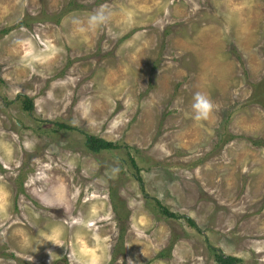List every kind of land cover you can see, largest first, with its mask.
I'll return each instance as SVG.
<instances>
[{
	"label": "rangeland",
	"instance_id": "1",
	"mask_svg": "<svg viewBox=\"0 0 264 264\" xmlns=\"http://www.w3.org/2000/svg\"><path fill=\"white\" fill-rule=\"evenodd\" d=\"M196 2L0 0V264H264V0Z\"/></svg>",
	"mask_w": 264,
	"mask_h": 264
},
{
	"label": "clouds",
	"instance_id": "2",
	"mask_svg": "<svg viewBox=\"0 0 264 264\" xmlns=\"http://www.w3.org/2000/svg\"><path fill=\"white\" fill-rule=\"evenodd\" d=\"M199 4L196 2V0H192V11L195 12L198 10ZM111 17V11L107 8L106 4H101L97 9H95L93 12H91L87 17L86 27L87 29H95L97 27H100L110 20ZM72 22L74 24H80L81 21L78 17H73ZM219 107L218 103L213 102L208 95L197 91L193 94V100L191 104L192 108V118L194 120H202L207 119L209 114ZM118 169H114V171H117ZM69 221L71 223H77L78 218L77 217H69ZM137 235L143 236V231H138ZM46 240H51L56 244H59L60 241L57 239L55 235L46 236ZM95 258H93L94 260ZM70 264H71V258H70Z\"/></svg>",
	"mask_w": 264,
	"mask_h": 264
},
{
	"label": "trees",
	"instance_id": "3",
	"mask_svg": "<svg viewBox=\"0 0 264 264\" xmlns=\"http://www.w3.org/2000/svg\"><path fill=\"white\" fill-rule=\"evenodd\" d=\"M23 102H24L23 107L26 110H31V108H32V102L30 101V99L25 98ZM85 146L90 151L97 152V151H100L102 149L113 148L116 145L114 143H112L110 141H107V140H104V139H102L100 137H96V136H93V135H87L85 137ZM133 165H134V163H133ZM119 202H122V201H119ZM163 210L166 212V209L165 208H163ZM169 214L170 215H173L172 213H169ZM214 257H215V260H216V262L218 264H239L238 263L239 259L237 257H235L233 255L223 254L217 248L215 249Z\"/></svg>",
	"mask_w": 264,
	"mask_h": 264
}]
</instances>
